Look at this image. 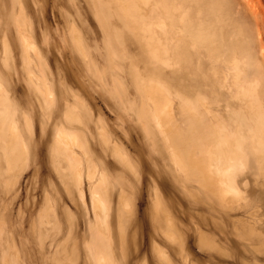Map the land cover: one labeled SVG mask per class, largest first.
Wrapping results in <instances>:
<instances>
[{
  "label": "rangeland",
  "instance_id": "rangeland-1",
  "mask_svg": "<svg viewBox=\"0 0 264 264\" xmlns=\"http://www.w3.org/2000/svg\"><path fill=\"white\" fill-rule=\"evenodd\" d=\"M100 259L264 264V0H0V264Z\"/></svg>",
  "mask_w": 264,
  "mask_h": 264
},
{
  "label": "bare ground",
  "instance_id": "bare-ground-1",
  "mask_svg": "<svg viewBox=\"0 0 264 264\" xmlns=\"http://www.w3.org/2000/svg\"><path fill=\"white\" fill-rule=\"evenodd\" d=\"M183 101L186 102L187 99L183 98ZM221 124H224V122H222ZM216 132H218L219 134L215 133V136L213 137L214 146H213V148L211 147V149L208 150L210 152L209 153V155H210V166L209 167L211 168L212 173H214V175H216L218 177L217 179L221 183L220 184V192H221L222 197H225L226 199H228L229 201L232 202V201L236 200L237 198H239L241 195V188L237 184L236 180L234 179V175H235L236 170L238 168H243L245 166L246 161H245L244 156L239 153L238 149L237 148L235 149L234 147H232L230 145V143L233 142V144L235 143V145H238V146L240 145L239 140L242 138V136H241L242 130L240 127L237 128L236 132L233 133V134H235V136L231 137L232 141L225 140L224 137L221 136L220 130L217 129ZM64 136L73 146V143L70 140L69 134L65 133ZM59 139L61 140L62 138L60 137ZM255 141H256V146H260V144H258V143L262 142V140L259 136H257V138H255ZM62 142H63V140H62ZM63 144H61V142L60 143L58 142V146L63 145ZM66 147L67 146H64V148H66ZM62 148H60V149H62ZM70 149H72V148H69L68 151H71V152L68 153V151H67V153L69 154L68 155L69 157H71L70 154L73 153L72 152L73 150H70ZM62 150H64V149H62ZM176 150H174V151H176ZM177 152H178V150H177ZM178 154L179 153H177V155ZM175 155H176V153H175ZM259 157H260V155H259ZM178 160H179V162H181L182 157L181 158L178 157ZM233 194L236 196H234ZM93 202H94L95 209L100 212L101 220H102V226L105 228V230H108L109 229V220H108L107 215H106L107 204L105 203L104 199L102 198V195L100 193H97V191H96V194L94 195ZM100 262H101V264H103L102 259H100ZM106 264H110V263H106ZM112 264H114V263H112Z\"/></svg>",
  "mask_w": 264,
  "mask_h": 264
}]
</instances>
